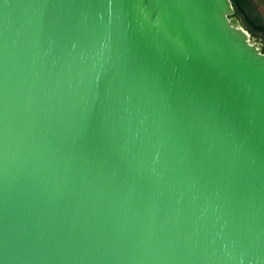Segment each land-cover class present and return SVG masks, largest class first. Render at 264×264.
Segmentation results:
<instances>
[{"label": "water", "instance_id": "95a60500", "mask_svg": "<svg viewBox=\"0 0 264 264\" xmlns=\"http://www.w3.org/2000/svg\"><path fill=\"white\" fill-rule=\"evenodd\" d=\"M0 264H264L232 0H0Z\"/></svg>", "mask_w": 264, "mask_h": 264}, {"label": "rangeland", "instance_id": "374dc122", "mask_svg": "<svg viewBox=\"0 0 264 264\" xmlns=\"http://www.w3.org/2000/svg\"><path fill=\"white\" fill-rule=\"evenodd\" d=\"M239 24L264 50V0H232Z\"/></svg>", "mask_w": 264, "mask_h": 264}]
</instances>
